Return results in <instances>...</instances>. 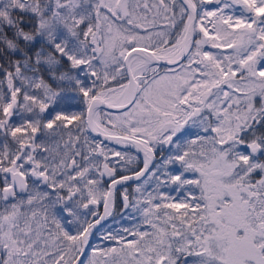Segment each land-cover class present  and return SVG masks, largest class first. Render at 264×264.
Instances as JSON below:
<instances>
[{
  "label": "snow or ice",
  "instance_id": "obj_1",
  "mask_svg": "<svg viewBox=\"0 0 264 264\" xmlns=\"http://www.w3.org/2000/svg\"><path fill=\"white\" fill-rule=\"evenodd\" d=\"M0 264H264V0H0Z\"/></svg>",
  "mask_w": 264,
  "mask_h": 264
},
{
  "label": "rangeland",
  "instance_id": "obj_2",
  "mask_svg": "<svg viewBox=\"0 0 264 264\" xmlns=\"http://www.w3.org/2000/svg\"><path fill=\"white\" fill-rule=\"evenodd\" d=\"M149 2L151 3L152 0H149ZM75 110H79V109H75ZM122 223H123L125 226H129L127 221H122ZM109 224H112V221L109 222ZM114 227H115V226H114ZM93 242L95 243L96 241L94 240Z\"/></svg>",
  "mask_w": 264,
  "mask_h": 264
},
{
  "label": "water",
  "instance_id": "obj_3",
  "mask_svg": "<svg viewBox=\"0 0 264 264\" xmlns=\"http://www.w3.org/2000/svg\"><path fill=\"white\" fill-rule=\"evenodd\" d=\"M92 135H95V134H92ZM101 139H102V138H101ZM105 143H108V142L106 141ZM109 145H112V146L117 147V148L120 147V146H116V145H113V144H109ZM101 211H102V208H101Z\"/></svg>",
  "mask_w": 264,
  "mask_h": 264
},
{
  "label": "trees",
  "instance_id": "obj_4",
  "mask_svg": "<svg viewBox=\"0 0 264 264\" xmlns=\"http://www.w3.org/2000/svg\"><path fill=\"white\" fill-rule=\"evenodd\" d=\"M117 212H119V208L117 209ZM118 218V217H117Z\"/></svg>",
  "mask_w": 264,
  "mask_h": 264
},
{
  "label": "flooded vegetation",
  "instance_id": "obj_5",
  "mask_svg": "<svg viewBox=\"0 0 264 264\" xmlns=\"http://www.w3.org/2000/svg\"><path fill=\"white\" fill-rule=\"evenodd\" d=\"M122 190V189H121ZM119 218V217H118Z\"/></svg>",
  "mask_w": 264,
  "mask_h": 264
}]
</instances>
